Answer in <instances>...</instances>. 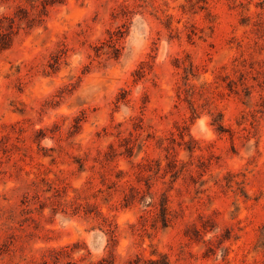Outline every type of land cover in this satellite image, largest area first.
<instances>
[{"label": "rangeland", "instance_id": "obj_1", "mask_svg": "<svg viewBox=\"0 0 264 264\" xmlns=\"http://www.w3.org/2000/svg\"><path fill=\"white\" fill-rule=\"evenodd\" d=\"M0 264H264V0H0Z\"/></svg>", "mask_w": 264, "mask_h": 264}]
</instances>
